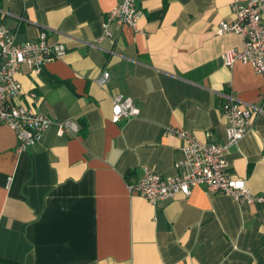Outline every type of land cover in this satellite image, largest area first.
Instances as JSON below:
<instances>
[{"label":"crops","instance_id":"crops-1","mask_svg":"<svg viewBox=\"0 0 264 264\" xmlns=\"http://www.w3.org/2000/svg\"><path fill=\"white\" fill-rule=\"evenodd\" d=\"M119 1L0 0L18 43L46 31L66 48L41 73L16 75L24 96L35 94L26 103L53 121L41 140L18 153L0 125V264H264V201L194 188L153 206L125 180L142 167L174 173L182 141L169 129L224 143L220 107L232 96L251 109L252 127L227 163L264 197V77L225 67L223 53L243 40L215 33L234 0H138L136 29L112 23L109 38L103 23ZM116 95L132 98L139 117L112 123ZM66 121L77 132L59 135Z\"/></svg>","mask_w":264,"mask_h":264},{"label":"built area","instance_id":"built-area-1","mask_svg":"<svg viewBox=\"0 0 264 264\" xmlns=\"http://www.w3.org/2000/svg\"><path fill=\"white\" fill-rule=\"evenodd\" d=\"M137 1L120 0L108 13L103 23L106 37H114L109 30L112 23L136 29L143 16ZM230 16L229 22L221 21L217 25L215 33L218 36H240L243 48H233L223 53V65L227 68L236 63L249 65L256 74L264 77V0H234L230 5ZM65 54V46L50 42L46 31H41L34 41L18 43L16 33L0 21V125L15 133L18 153L34 147L53 121L28 104L34 101L35 94L24 96L16 75L22 67L39 74L47 64L62 59ZM109 80L108 71H102L97 84L105 87ZM220 113L227 122L224 143L201 142L191 132L169 129V133L182 141L181 158L173 165L174 173L163 177L148 167H142L138 177L125 176L128 193L143 198L153 206L177 194L187 197L194 188H201L211 195L229 196L238 203H262L264 197L253 195L245 180L230 172L226 159L229 147L237 145L251 130V109L242 107L232 96H226ZM139 115L140 110L132 98L122 95L113 97L112 123L134 119ZM65 132H77L76 125L70 121L58 124V134Z\"/></svg>","mask_w":264,"mask_h":264}]
</instances>
